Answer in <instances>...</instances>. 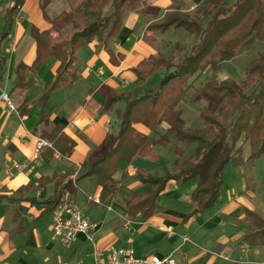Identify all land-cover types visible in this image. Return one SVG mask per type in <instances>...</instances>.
<instances>
[{
  "label": "crops",
  "instance_id": "obj_1",
  "mask_svg": "<svg viewBox=\"0 0 264 264\" xmlns=\"http://www.w3.org/2000/svg\"><path fill=\"white\" fill-rule=\"evenodd\" d=\"M74 0H0V92H6L15 107L22 99L31 104L28 113L7 114L0 103V264H92L96 246L103 253L109 247L132 249L136 258L172 257L175 264H263L264 242H246L253 232L264 231V160L249 163V147L242 137L236 145V163L227 166L218 197L213 207L188 218L190 197L197 179L183 184L167 183L157 199V208L148 218L130 214L125 203L147 192V187L134 177L136 171L162 173L176 159L173 140L158 144L152 152L156 157H140L133 153L114 174L120 185L116 197L96 204L101 188L95 178L82 176L78 189L64 193L60 203L70 200L82 214L98 223L90 241L78 234L70 245L52 240L51 213L30 201L44 202L54 196L53 184L43 179L70 172L76 164L83 165L96 153L107 135H117L119 123L114 110H103L106 92L134 91L138 82L133 70L155 53L145 40L147 26L160 19L170 8V0H145L142 8L127 13L118 34L105 42L92 41L75 54L76 80L52 90L43 105L38 99L54 82L59 62L50 59L35 72L29 68L36 59V42L31 29L45 31ZM183 10H191L202 0H177ZM16 7V11L9 12ZM12 16V19H11ZM149 35V34H148ZM21 66L29 86L17 89ZM208 78L218 82L234 80L242 84L244 74L230 62L220 70L207 68ZM229 76V78H227ZM124 105V104H123ZM181 118L192 129H200L201 107L189 97L180 101ZM48 125L41 124L42 116ZM60 127L64 137L73 142L67 158L50 156L40 166L32 161L35 140ZM162 124L150 131L141 124L133 125L137 134L159 140L167 131ZM161 143V141H159ZM185 146V144H184ZM186 147V146H185ZM183 148V155L189 148ZM52 153V154H51ZM182 153V152H181ZM16 165H23L21 170ZM59 203V204H60ZM184 239H187L185 241ZM254 240H259V237ZM248 245V246H247ZM211 253H221L224 261Z\"/></svg>",
  "mask_w": 264,
  "mask_h": 264
},
{
  "label": "trees",
  "instance_id": "obj_2",
  "mask_svg": "<svg viewBox=\"0 0 264 264\" xmlns=\"http://www.w3.org/2000/svg\"><path fill=\"white\" fill-rule=\"evenodd\" d=\"M145 0H74L59 17L51 21L45 31L31 29L36 42V59L29 68L35 72L50 59L59 62L57 76L49 88L41 94L38 103L43 105L52 90L76 80L75 54L92 41L105 42L115 37L124 16L139 11ZM169 10L158 20L150 23L145 36L152 31L161 34L169 29L185 33L187 42L173 43L169 53L155 50L147 60L134 70L138 88L134 91L116 90L103 96V110H114L117 104L124 109L117 113V135H107L92 160L81 165L83 176L95 178L101 188L100 203L116 197L119 181L114 174L119 165L133 153L140 157H156L152 152L158 144L171 140L185 144L189 152L181 157L175 147L176 159L170 169L157 174L136 171L135 178L147 187V192L126 202L130 214L151 216L157 208V199L170 181L183 184L197 179L198 185L190 197L192 205L188 218L210 210L215 203L227 166L236 163L239 149L237 142L243 137L249 147L248 162L264 160V53H257L247 64L246 79L241 85L232 80L218 82L201 76L207 68L220 70V64L230 62L244 49L256 42L264 45V0H202L195 9L184 12L177 0H170ZM16 11V7L9 12ZM12 19V16H11ZM158 25H152L155 23ZM21 66L17 74L16 88L29 86ZM1 74V73H0ZM157 77L152 88L145 85ZM189 97L201 107L200 129H192L181 118L180 101ZM30 102L22 99L16 111L20 116L28 113ZM117 111V110H116ZM115 111V113H116ZM47 117L40 122L48 125ZM141 124L151 132L162 124L167 131L159 140L137 134L133 125ZM53 149L67 158L73 142L63 136L60 127L50 134H42ZM161 141V143H159ZM52 154V153H51ZM50 156L46 152L44 159ZM74 170V169H72ZM66 172H64L65 174ZM69 175L43 179L41 183L53 184L54 196L44 202L31 204L52 212L60 203ZM64 188V189H63ZM259 237V240H254ZM246 242L259 245L264 242V231L250 234Z\"/></svg>",
  "mask_w": 264,
  "mask_h": 264
},
{
  "label": "built area",
  "instance_id": "obj_3",
  "mask_svg": "<svg viewBox=\"0 0 264 264\" xmlns=\"http://www.w3.org/2000/svg\"><path fill=\"white\" fill-rule=\"evenodd\" d=\"M0 103L4 106L7 113H13L15 107L6 92H0ZM51 148L47 141L37 138L33 151L32 161L40 166L43 162V153ZM58 156V155H56ZM23 165H16L17 170H21ZM80 170V165L76 164L74 170ZM96 204H99L98 198H93ZM98 223L85 217L80 209L73 202H67L57 206L51 213V238L60 242L62 245H70L78 234H82L90 241V237L98 229ZM187 241V239H184ZM227 259V258H225ZM92 264H175L172 257L136 258L132 249H122L109 247L106 253H103L98 247L92 251ZM264 264V263H263Z\"/></svg>",
  "mask_w": 264,
  "mask_h": 264
},
{
  "label": "rangeland",
  "instance_id": "obj_4",
  "mask_svg": "<svg viewBox=\"0 0 264 264\" xmlns=\"http://www.w3.org/2000/svg\"><path fill=\"white\" fill-rule=\"evenodd\" d=\"M195 8H193V9H191V10H183L182 8H181V10L182 11H184V12H190V11H193ZM159 23L157 22V23H155V24H152V25H158ZM145 40H146V42L148 43H150V46L151 47H153L154 48V50H164L166 53H169L170 51H171V49H172V45H173V43H175V42H178V41H185V42H187V38H186V36H185V33L184 32H182V31H174L173 29H169L166 33H164V34H161V33H159L158 31H152L151 33H149V35H146V37H145ZM264 53V45H262V44H260V43H255L251 48H248V49H244V50H242L237 56H236V58H234L232 61H230V63L235 67V68H239V70H240V72H242L243 74H244V80H243V82L245 81V79H246V76H245V72H244V70H245V68H246V66H247V64H248V62L254 57V56H256L257 55V53ZM204 78H208V71L207 72H204L203 74H202V76H201V80L202 79H204ZM227 78H229V76L227 77ZM242 79V78H241ZM240 79V80H241ZM230 80V79H229ZM234 80L235 81H233V82H235L237 85H241V84H238V82H240V80L237 78V77H235L234 78ZM157 82H158V79H157V77H155L154 79H152L150 82H148L146 85H145V88H148V89H152L156 84H157ZM11 99V98H10ZM12 103H13V101H12ZM13 105H14V103H13ZM122 107V109H118L119 111H122L123 109H124V105L122 104V103H120V104H117L115 107H114V109L115 108H117V107ZM14 107H15V105H14ZM116 111V113H115V116H117V113L119 112V111ZM17 111H16V107H15V111L13 112V113H16ZM13 113H9V114H13ZM8 114V113H7ZM38 138H41V137H38ZM37 139V138H36ZM41 139H43V138H41ZM43 140H45V139H43ZM45 141H47V140H45ZM48 142V141H47ZM35 143H36V140H35ZM48 143H50V142H48ZM51 144V143H50ZM177 144H180V143H176V145ZM185 146H184V144H181V146H180V151L181 152H183V148H184ZM48 150H51V151H53V155L55 156V155H58V157H60L61 155H60V153L59 152H57V151H55L54 149H53V146H52V144H51V148L49 149H46L45 151H44V153L46 152V151H48ZM44 153H43V155H44ZM188 154V153H187ZM186 154V155H187ZM42 155V156H43ZM33 156V155H32ZM181 157H184V155L183 154H181ZM89 160H92V157L91 158H89ZM36 165V164H35ZM79 165V164H78ZM82 165V164H81ZM81 165H80V170H77V169H75V170H72V171H70V172H68L69 173V175H67V177L65 178V180H64V183H68L67 184V186H66V188L64 189V190H62V192H63V195H64V193L65 192H67V191H69V190H74L75 188L76 189H78V186H77V183H78V181L81 179V177L83 176V170H81ZM38 166V165H37ZM67 173V172H66ZM65 173V174H66ZM64 173L62 174V175H65ZM58 177H60V176H58ZM58 177H55V178H58ZM53 178V177H52ZM51 178V179H52ZM75 189V190H76ZM93 198H97V197H90L89 198V200H91V199H93ZM99 199V198H98ZM67 202H73V203H75V205L80 209V207L76 204V201L74 202V200L73 201H70V200H67V201H64V202H62V203H60L59 205H62V204H64V203H67ZM99 204H100V200H99ZM58 205V206H59ZM80 211H81V209H80ZM248 246V245H247ZM213 256H216V257H219V258H221L222 260H224V261H230V259H229V257L228 256H224V255H222L221 253H211ZM225 258H227V259H225Z\"/></svg>",
  "mask_w": 264,
  "mask_h": 264
}]
</instances>
